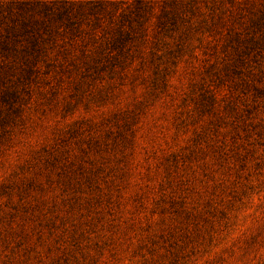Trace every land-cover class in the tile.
Wrapping results in <instances>:
<instances>
[{
    "label": "rangeland",
    "instance_id": "374dc122",
    "mask_svg": "<svg viewBox=\"0 0 264 264\" xmlns=\"http://www.w3.org/2000/svg\"><path fill=\"white\" fill-rule=\"evenodd\" d=\"M0 264H264V0H0Z\"/></svg>",
    "mask_w": 264,
    "mask_h": 264
}]
</instances>
